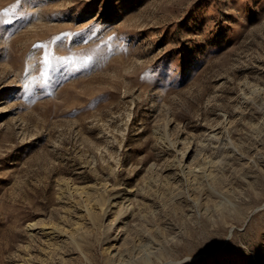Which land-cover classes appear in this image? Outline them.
<instances>
[{
  "label": "rangeland",
  "instance_id": "374dc122",
  "mask_svg": "<svg viewBox=\"0 0 264 264\" xmlns=\"http://www.w3.org/2000/svg\"><path fill=\"white\" fill-rule=\"evenodd\" d=\"M0 264H264V0H0Z\"/></svg>",
  "mask_w": 264,
  "mask_h": 264
}]
</instances>
